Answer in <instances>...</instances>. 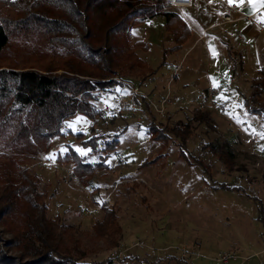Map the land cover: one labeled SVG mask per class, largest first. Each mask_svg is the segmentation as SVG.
<instances>
[{
  "label": "rangeland",
  "instance_id": "rangeland-1",
  "mask_svg": "<svg viewBox=\"0 0 264 264\" xmlns=\"http://www.w3.org/2000/svg\"><path fill=\"white\" fill-rule=\"evenodd\" d=\"M209 2L224 13L226 4L244 6L229 0ZM261 5L253 0L250 8L255 11ZM248 23L259 38L258 57L254 52L247 56L244 70L230 48L228 55L226 39L209 44L214 57L207 54L205 42L192 48L194 38L164 57V50L175 45L165 19L134 27V42L150 38L153 43L139 55L155 73L145 80L116 78L122 84L99 91L94 101L103 111L96 121L78 114L65 123L64 136L54 139L50 152L25 160L40 179V192L49 194L57 238L66 247L79 242L88 255L84 262H105L123 251L119 264H264V115L245 106L264 68V30L248 21L242 25ZM243 36L238 33L241 40ZM220 71L225 74L216 78ZM126 81L141 92L134 107L126 105L131 94ZM196 109L210 111L213 122L197 121ZM152 122L159 127L190 125L192 135L184 148L174 136L163 144L151 138ZM77 135L84 141L100 136L99 149L85 148ZM117 135V149L106 154L105 141ZM68 145L93 165L101 158L106 162L107 167L95 173L93 188L82 186L73 164L57 161ZM224 145L231 151L233 169L218 156ZM104 205L118 212L123 233L117 248L108 249L93 232ZM228 253L237 259L218 261Z\"/></svg>",
  "mask_w": 264,
  "mask_h": 264
},
{
  "label": "trees",
  "instance_id": "trees-1",
  "mask_svg": "<svg viewBox=\"0 0 264 264\" xmlns=\"http://www.w3.org/2000/svg\"><path fill=\"white\" fill-rule=\"evenodd\" d=\"M170 1L0 0V264H89L79 242L72 247L60 243L57 217L49 216V194L40 192V179L25 160L50 152L54 139L64 136L65 123L78 114L96 121L103 111L94 101L99 91L122 84L116 78L145 80L155 73L139 55L149 46L133 41L134 27L162 16L175 42L164 57L183 48L193 31L180 14L169 10ZM245 106L264 115V68ZM194 113L197 121L213 122L210 111ZM148 131L163 144L172 136L179 138L183 148L192 135L190 125L159 127L152 122ZM118 137L105 141L106 154L117 149ZM77 138L85 148L100 147V136ZM226 145L218 156L233 169ZM67 148L57 161L73 164L82 186L93 188L95 173L104 170L106 162L101 158L93 165L73 146ZM180 154L187 159L182 149ZM102 213L93 225L95 238L108 249L117 248L123 233L118 212L104 205Z\"/></svg>",
  "mask_w": 264,
  "mask_h": 264
},
{
  "label": "crops",
  "instance_id": "crops-1",
  "mask_svg": "<svg viewBox=\"0 0 264 264\" xmlns=\"http://www.w3.org/2000/svg\"><path fill=\"white\" fill-rule=\"evenodd\" d=\"M191 2H192V4L190 7L181 8V9H173V11L180 14L182 16V18L191 27V29L193 31L192 38H194V44H193L192 48L196 49L198 47V45L205 42V48L207 50V54L214 57L215 55H213L211 52H209V50H210L209 44L210 43L214 44L218 40L221 42V39H226V42L224 43V45L226 46V50H227L228 55H229L228 48H230L231 50H233V53H230V55H235V56L241 58L242 70H244L245 60H246L247 56L249 57L251 55V53L254 52V53H256V56L258 57L256 49L258 46L257 44L259 42L258 41L259 38L249 23L247 24L248 26L242 25V23H245V22H241V24L239 23L236 25H221L220 24V22H221L220 17L222 14H224V12H225L224 10L217 7V5H214V3L209 2V0H191ZM160 17H162V16H160ZM160 17L148 20L146 23L154 24L158 20V18H160ZM162 18L164 19V17H162ZM218 31H220L219 35H218ZM240 32H243V34H244L243 40H241L238 37V33H240ZM240 37H242V36H240ZM138 41H143V40H137V42ZM238 41H240V42H238ZM143 42H146L148 44L149 48H150V46L153 45L150 38L146 39V41H143ZM220 47H222V46H220ZM148 51H149V49H148ZM218 55L222 56L221 53H218ZM260 59H261V64H263L264 63V57L260 56ZM262 68L263 67H260V70ZM223 74H225V73L220 71L216 75V78L221 77ZM156 75H155V77H156ZM210 80H214V79H212L210 77ZM149 84L150 83L146 84L145 89L150 87ZM208 101H209V99H208Z\"/></svg>",
  "mask_w": 264,
  "mask_h": 264
},
{
  "label": "built area",
  "instance_id": "built-area-1",
  "mask_svg": "<svg viewBox=\"0 0 264 264\" xmlns=\"http://www.w3.org/2000/svg\"><path fill=\"white\" fill-rule=\"evenodd\" d=\"M192 4L191 0H171V8L172 9H181L190 7ZM227 12L222 14L220 19L221 25H234L241 22H251L255 26H260L264 30V5H261L258 9L251 10L250 3L245 0L244 6L239 8L233 4H226ZM256 17H259L262 22L256 20ZM127 86H130V97L129 103H126L127 106H135V98L141 94L134 84L130 81H126L124 83ZM216 92V89L212 90V94ZM168 100L165 99L163 102V107H166ZM244 127H247V123L244 124ZM264 133V132H263ZM257 137V136H256ZM124 256L123 251H115L111 257V260L114 264H119V260ZM237 256L235 253H228L226 255H220L218 261L228 262L230 260H236Z\"/></svg>",
  "mask_w": 264,
  "mask_h": 264
},
{
  "label": "snow or ice",
  "instance_id": "snow-or-ice-1",
  "mask_svg": "<svg viewBox=\"0 0 264 264\" xmlns=\"http://www.w3.org/2000/svg\"><path fill=\"white\" fill-rule=\"evenodd\" d=\"M229 2L230 3H234V2H236V3H239V4H243L244 2H245V0H229ZM247 2L248 3H253V0H247ZM260 3L262 4V5H264V0H260ZM260 135L262 136V137H264V133H260ZM52 159H54L55 157L53 156V157H51Z\"/></svg>",
  "mask_w": 264,
  "mask_h": 264
}]
</instances>
